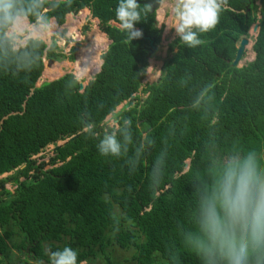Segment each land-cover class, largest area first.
Instances as JSON below:
<instances>
[{
    "label": "trees",
    "instance_id": "trees-1",
    "mask_svg": "<svg viewBox=\"0 0 264 264\" xmlns=\"http://www.w3.org/2000/svg\"><path fill=\"white\" fill-rule=\"evenodd\" d=\"M257 1L228 0L219 23L199 34L203 44L194 49L175 38L158 79L143 87L156 51L143 38L126 42L115 17L118 0H69L54 10L46 5L57 25L89 9L110 40L100 70L83 90L72 73L36 86L43 57L73 62L79 43L66 56L57 44L48 50L26 41L21 53L34 58L27 70L18 69L14 52L0 53V174L13 172L0 188L10 193L5 184H17L6 214L14 213L31 252L49 262V250L70 246L78 250V264L97 257L112 264L108 249L115 245L132 249L136 264H202L184 244L197 186L211 183L212 162L233 149L264 154V0ZM155 22L156 13L149 12L135 27L157 46L163 26ZM255 23L254 58L233 66L237 43ZM140 88L143 100L136 95ZM123 101L129 105L116 117L121 124L132 120V143L126 156H102L99 137L83 127L94 123L102 137L105 118ZM50 144L53 155L37 163L32 157ZM158 157L165 171L154 186Z\"/></svg>",
    "mask_w": 264,
    "mask_h": 264
},
{
    "label": "clouds",
    "instance_id": "clouds-1",
    "mask_svg": "<svg viewBox=\"0 0 264 264\" xmlns=\"http://www.w3.org/2000/svg\"><path fill=\"white\" fill-rule=\"evenodd\" d=\"M69 0H0V53H15L20 70L31 68L34 58L24 41L52 50L61 34L50 9H58ZM167 0H161L166 3ZM228 0H171L174 16L172 28L179 41L188 48L203 44L199 34L207 33L219 23ZM152 11V4L138 0H118L115 17L126 34V42L142 38L135 25ZM34 18V22L29 19ZM88 55L82 56L87 63ZM211 87V85H209ZM207 92L205 89L201 97ZM200 98L194 106L199 105ZM132 120H117L104 127L103 135L87 123L83 131L99 137L97 149L105 157H123L132 143ZM164 164L157 158L151 171V184L159 185ZM211 183L201 182L197 188L192 227L185 233L184 244L199 257L202 264H264V154L255 149H233L212 162ZM78 250L65 246L49 250L50 264H78Z\"/></svg>",
    "mask_w": 264,
    "mask_h": 264
},
{
    "label": "rangeland",
    "instance_id": "rangeland-1",
    "mask_svg": "<svg viewBox=\"0 0 264 264\" xmlns=\"http://www.w3.org/2000/svg\"><path fill=\"white\" fill-rule=\"evenodd\" d=\"M171 0H167L166 3H161L159 10L156 13L157 26H163V31L161 35V41L157 45L156 53L153 58L148 61V67L145 72L144 79L142 81V87L146 83L155 82L160 75V68L163 61L169 56L167 51L168 45L175 39V30L172 28L174 24V16L171 12L169 5ZM259 5V2L257 1ZM111 24H114L111 22ZM88 29H85V28ZM63 38L57 43L58 51L68 56L70 48L76 43H79V48L75 53V60L73 62L67 59L54 61L50 65L48 64V59L43 58L44 68L43 73L36 83L38 86L46 80L56 79L65 73H72L78 81H83L84 85L88 82L90 78L100 70L102 63L101 55L107 50L110 40L107 38L106 34L101 32L99 27V22L97 19L91 17L89 9L85 8L77 13L67 14L65 16V21L62 25H57L56 29ZM257 32H254L252 28L249 30V44L245 48V53L239 62V66L244 63L251 61L254 58L255 53L252 51V44L254 42ZM106 36V37H105ZM107 38L108 41H104ZM25 42V41H24ZM103 46V47H102ZM238 46V43H237ZM88 55L87 63L82 60V56ZM141 87V88H142ZM141 88L136 93L140 100H143L146 96L145 93L141 91ZM128 101H123L114 111L113 114L108 115L104 124L114 123L117 121L116 113L121 109L127 107ZM136 103V101H131V105ZM64 141H58L57 144H61ZM55 145L50 144L46 146L41 152L32 158L36 159V162H46L49 157L53 155V149ZM188 163V161H187ZM49 166L46 165L45 168ZM6 189L13 190L14 184L7 182L5 184ZM118 214V213H117ZM133 250H122L115 245H111L108 249V255L112 264H136L135 261L131 259ZM81 264H107L103 257H97L90 260L89 262H82Z\"/></svg>",
    "mask_w": 264,
    "mask_h": 264
},
{
    "label": "flooded vegetation",
    "instance_id": "flooded-vegetation-1",
    "mask_svg": "<svg viewBox=\"0 0 264 264\" xmlns=\"http://www.w3.org/2000/svg\"><path fill=\"white\" fill-rule=\"evenodd\" d=\"M13 172L0 174V180L10 176ZM23 177L20 178V181ZM17 184L10 193H2L0 188V264H50L45 255L36 256L31 252V244L26 236L20 233L13 212H8L10 207L6 203L16 194ZM7 216V220L5 221ZM46 250V247H45ZM49 257V254H48Z\"/></svg>",
    "mask_w": 264,
    "mask_h": 264
},
{
    "label": "water",
    "instance_id": "water-1",
    "mask_svg": "<svg viewBox=\"0 0 264 264\" xmlns=\"http://www.w3.org/2000/svg\"><path fill=\"white\" fill-rule=\"evenodd\" d=\"M160 2H161V0H143V1H142V3H144V4H146V3H150V4H152V11H151L150 13L155 12V11L159 8V6H160ZM258 2H259V4H260V3L262 2V0H258ZM71 13L73 14V12H71ZM252 30H253L254 32H257V31H258V24H257V23H255V24L253 25ZM142 33H143V32H142ZM142 38L148 41L150 50H151L152 52L155 51L156 46H155V44H154V39L150 38L149 36H146L144 33H143V35H142ZM248 43H249V39H248V38H245V37H244V38H241V39L239 40V42H238V46H237V50H236V55H235V58H234L233 61H232V65H233V66H238L239 61L241 60V58H242V56H243V54H244V51H245L246 45H247ZM53 62H54V60H53V59H50V60H48V64H47V65H50V64L53 63ZM76 79H77V78H76ZM83 87H84L83 82H80V83H79V88H80V90L83 89ZM73 137H75V136L70 137L69 139L65 140L63 143L58 144L57 146L62 145V144H64L65 142H67V141L73 139Z\"/></svg>",
    "mask_w": 264,
    "mask_h": 264
},
{
    "label": "bare ground",
    "instance_id": "bare-ground-1",
    "mask_svg": "<svg viewBox=\"0 0 264 264\" xmlns=\"http://www.w3.org/2000/svg\"><path fill=\"white\" fill-rule=\"evenodd\" d=\"M160 5H161V2H160ZM159 8H160V6H159ZM159 8L155 11V13H157V11L159 10ZM82 10H83V9H82ZM70 14H72V13H70ZM154 24L157 25V20H156V22H155ZM257 24H258V23H257ZM252 27H253V26H252ZM258 28H259V27H258ZM257 32H258V31H257ZM105 37H106V36H105ZM243 38H244V37H243ZM104 41H105V42L108 41L107 38H104ZM248 44H249V43H248ZM248 44H247V45H248ZM247 45H246V46H247ZM155 46H156V45H155ZM102 47H103V46H102ZM156 49H157V46H156ZM156 49H155V51H156ZM244 53H245V51H244ZM243 55H244V54H243ZM242 57H243V56H242ZM241 59H242V58H241ZM240 61H241V60H240ZM240 61H239V62H240ZM238 66H239V64H238ZM187 168H188V164L185 165V169H187Z\"/></svg>",
    "mask_w": 264,
    "mask_h": 264
},
{
    "label": "crops",
    "instance_id": "crops-1",
    "mask_svg": "<svg viewBox=\"0 0 264 264\" xmlns=\"http://www.w3.org/2000/svg\"><path fill=\"white\" fill-rule=\"evenodd\" d=\"M156 20H157V19H156ZM25 42H26V41H25ZM25 42H24V43H25ZM43 58H44V57H43ZM54 61H55V60H54ZM41 75H42V74H41ZM58 78H59V77H58ZM39 79H40V78H39ZM39 79H38V80H39ZM90 79H92V78H90ZM90 79H89V80H90ZM52 80H53V79H52ZM89 80H88V81H89ZM46 81H51V80H46ZM37 82H38V81H37ZM37 82H36V83H37ZM44 82H45V81H44ZM80 82H83V81H79V83H80ZM42 83H43V82H42ZM42 83H41V84H42ZM83 84H84V82H83ZM86 84H87V83H86ZM86 84H85V85H86ZM85 85H84V86H85ZM36 86H37V85H36ZM38 86H40V84H39ZM83 88H84V87H83ZM79 89H80V88H79ZM81 90H83V89H81ZM66 140H67V139H66ZM2 173H4V172H2ZM2 173H1V174H2ZM6 174H7V172H6ZM5 188H6V187H5Z\"/></svg>",
    "mask_w": 264,
    "mask_h": 264
}]
</instances>
